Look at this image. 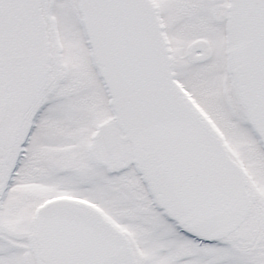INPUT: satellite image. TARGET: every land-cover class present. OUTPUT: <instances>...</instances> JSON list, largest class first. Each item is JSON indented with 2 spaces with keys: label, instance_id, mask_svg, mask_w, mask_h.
Masks as SVG:
<instances>
[{
  "label": "snow or ice",
  "instance_id": "6c2138e0",
  "mask_svg": "<svg viewBox=\"0 0 264 264\" xmlns=\"http://www.w3.org/2000/svg\"><path fill=\"white\" fill-rule=\"evenodd\" d=\"M0 264H264V0H0Z\"/></svg>",
  "mask_w": 264,
  "mask_h": 264
}]
</instances>
